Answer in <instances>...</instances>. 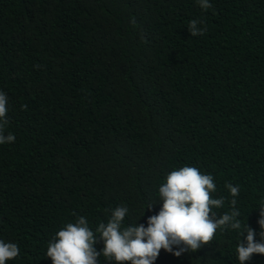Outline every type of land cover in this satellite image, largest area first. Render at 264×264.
I'll list each match as a JSON object with an SVG mask.
<instances>
[{
	"label": "trees",
	"instance_id": "1",
	"mask_svg": "<svg viewBox=\"0 0 264 264\" xmlns=\"http://www.w3.org/2000/svg\"><path fill=\"white\" fill-rule=\"evenodd\" d=\"M210 3L0 0L4 133L16 137L0 144V240L20 248L5 264H53L48 242L81 215L95 232L126 205L123 226H147L160 184L185 165L213 176L217 215L231 211L225 185H239L238 219L260 240L264 0ZM192 19L204 35H190ZM239 239L218 229L195 252L161 249L154 264H240Z\"/></svg>",
	"mask_w": 264,
	"mask_h": 264
},
{
	"label": "clouds",
	"instance_id": "2",
	"mask_svg": "<svg viewBox=\"0 0 264 264\" xmlns=\"http://www.w3.org/2000/svg\"><path fill=\"white\" fill-rule=\"evenodd\" d=\"M197 4L203 10L212 7L210 0H197ZM130 22L136 23L134 18ZM187 30L191 36L204 35L207 27L202 19H192ZM7 101V94L0 91V144L13 143L16 139L13 133H4L8 123ZM26 107L22 105V108ZM225 187L232 196L231 211L217 215L214 209L222 207L225 198L210 195L216 191L213 176L185 165L172 170L160 184L158 191L162 205L158 213L147 217V226L136 221L124 227L123 221L129 212L126 205L112 209L107 223L100 222L95 232L89 227L87 218L81 215L55 233L48 242L45 256L51 258L53 264H100L101 254L106 261L115 264H154L161 249L179 257L209 244L218 229L231 228L237 230L239 238L244 237L243 241L239 239L236 248L237 258L244 264L253 253L264 254V204L259 206L261 231L257 241L255 230L246 222L242 226L238 219L236 197L240 192L239 185L228 183ZM154 202L146 204L144 210H151ZM100 241L104 246L97 250L94 245ZM19 253L16 243L0 240V264L16 258Z\"/></svg>",
	"mask_w": 264,
	"mask_h": 264
}]
</instances>
